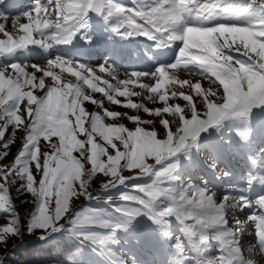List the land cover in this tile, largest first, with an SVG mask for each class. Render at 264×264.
Masks as SVG:
<instances>
[{"label":"rangeland","instance_id":"1","mask_svg":"<svg viewBox=\"0 0 264 264\" xmlns=\"http://www.w3.org/2000/svg\"><path fill=\"white\" fill-rule=\"evenodd\" d=\"M38 2L44 3L46 6L49 4V0H38ZM111 3L113 4L112 0ZM119 4L122 5L123 2L120 1ZM3 7L1 3L0 8ZM105 9L108 10L107 5ZM13 13H16V11ZM3 16L8 17L7 21L0 19V23L5 24V31L12 35L14 39L24 35L23 32L19 31L18 26H12L14 15L6 14ZM52 16H55L54 10ZM98 18L84 16L75 34H86V30H89V34L92 36L91 27L89 26L96 23L97 31L94 30L93 35L100 36L98 31L106 30L111 25V18H108L109 21L102 22ZM235 18L240 19L236 15ZM117 19L120 21L119 17ZM236 21L240 22V20ZM20 23H29V20L25 17L20 19ZM114 24L115 27L118 25L117 20L114 21ZM90 35H83L78 40L81 41L83 37L89 38ZM33 38L39 39L40 37L37 33H33ZM7 39L8 37L0 32V40ZM73 40L72 37L71 41ZM78 40L76 46L81 43ZM152 40L157 41V36ZM253 43L256 49L264 52V45L261 41L255 40ZM63 44L64 42H53L52 46L49 47L50 49L46 48L44 52L38 50L34 53L43 58H48V55H50L51 60L59 57L73 64L84 65L93 70L96 69V74L101 77V81L98 82L99 87H107L103 83L104 80H107L110 84H116L117 80L129 79L131 73H133L121 69L114 62L115 59L111 58L112 54L110 57L100 59L92 65L83 60L86 58L84 52H81L82 56L77 59L75 55L69 54L65 47L63 48ZM109 46L115 48V54L117 51L115 44L103 45V50ZM43 48L41 47V49ZM23 50L24 48L17 49L11 55H1L3 59L0 56V73H3V75H0V90H6L5 81L9 77L15 79L18 74L11 67L5 66L13 63L25 66L23 65L25 62L14 55V53H20ZM50 50L51 54H49ZM28 53L30 55L32 52L28 51ZM253 54L255 55V53ZM2 60L5 64L2 63ZM47 62L41 58H36L33 63L25 68L28 75L21 78L18 87L11 89L19 99L11 120L0 116V125H8L5 131L0 128V145L11 138L10 146L0 147V170L13 168V162L17 160L16 155L25 145V137L29 134L32 125L28 110L34 114L38 107L37 101L48 94L50 90L56 92L57 95H60L63 91L59 81L54 83L50 76H45L43 84L40 83L43 70L48 67ZM135 62L137 64V61ZM32 65H37L41 71H37ZM68 66H64V71L56 67L52 71L61 77V83L69 81L77 83L76 78L66 71ZM100 66H110L114 69L117 73L116 79L109 77L107 72H99ZM191 68H193L191 65H187L169 70V76L174 77L175 82H169L160 89V92L168 95V106L179 105L182 108L184 115L180 116L179 120L177 116L171 114L165 113L163 116L155 114L156 110H162L165 107L164 103L159 100V93L153 94L140 87L142 84L155 86L156 80L151 76L157 73V69L151 74L143 72L142 74L145 73L144 77H131V79L136 80V84L130 83L127 88L130 92L139 93V95L118 96L114 93L119 101L112 103L103 93L93 92L88 89L87 85H83L86 94L92 99H78L71 106L68 126L72 129V132L68 136H62L58 130L51 129L48 130L46 135L42 133L28 142L29 144H32L33 141L35 143L30 157L31 163L26 167L27 174L30 177V187L27 189L22 187L24 181L18 174L8 176L7 191L10 205L14 209V215L20 223V234L15 237H6V244L0 243V262L2 264L13 262L14 264H24L26 259L21 263L15 262L14 255L16 249H19L25 242H46L61 236H64L70 245L67 256H64L58 262L42 264H169L178 260L179 264H201L204 261H211V264H227L221 254L215 251L210 253L207 249H202L204 244L201 246L191 243L189 240L193 241V238L195 240L202 239L203 235L201 233L206 232L209 228L215 229L213 222L209 224L208 228V220L206 219L212 217L213 214L202 213L201 210L206 207L215 208L217 207L216 202L219 201H221L222 206L227 205L226 199H228V207L224 212H228L233 208L237 209L235 200L238 199L240 194L234 193L238 184L233 181L232 176L236 173L235 171H238L239 176L237 175V178L241 177L242 182L246 183L245 181H249L246 176L254 175V173L249 171V168L252 167L248 165L247 159L242 157L243 153L237 154L236 150L240 148V145L244 149H246V145L248 147L252 145L256 153L258 145L262 141L264 142V104L253 106L247 110V114L227 117L219 125L211 126L202 131L195 141H190L180 152L169 154L164 148L166 142L168 147L174 146L170 143L169 138H176V130L181 127L180 120L185 117L195 118L196 112L203 114L206 111V101L218 105L223 103L225 93L222 92V88L220 89L218 82H214V78L208 73L197 69L195 71ZM199 78H206L210 82L201 81ZM29 80L32 81L31 84L28 83ZM185 82L200 84L201 88L190 87ZM120 87L123 91L125 86L121 85ZM205 90H207V95L203 100L201 96L205 95ZM173 91L177 93L175 97L171 95ZM179 93L186 95L185 99L187 101L183 100ZM149 96H153L152 99H149ZM29 97H31V100ZM129 101L134 104L130 107L124 106ZM136 104H143L149 108V113L144 112L143 109H138ZM173 110L177 112V115L180 114V109L170 107L169 111ZM96 113L102 117L107 116L103 120H96L97 128L100 130L111 128L112 138L114 139L118 135L131 137L139 133L154 140L162 149L163 159L161 163L156 164L155 154H146L138 159H134L130 155L121 156L115 163L111 159L107 161V156H104L101 157L105 161L102 167H98L93 171V166L86 157L89 155L92 143H105L99 132H93L91 140L88 135L89 132H92V114ZM127 116L134 119L129 120ZM76 117H79V119H76ZM200 118L203 119V115ZM163 119L169 121V126L163 127L161 124ZM145 121L149 122L145 123ZM85 141H89V145H85L87 149L84 148ZM201 142L204 143L203 148L206 150L204 152H199V146H196ZM115 143L121 152L126 151L124 146L120 145L118 139ZM105 146L109 154H115L111 146ZM4 152L6 154H3ZM245 153L247 156L250 155L249 151ZM58 161L72 165L74 169L73 179L59 183L52 179L55 169L59 166ZM76 161L80 163H76ZM149 166L155 167L147 173L144 168ZM112 168L116 169L115 173L112 172ZM205 169L210 172V175ZM205 173L208 176H204ZM205 177L206 179H204ZM212 177L214 183H217V188L212 186L215 185L212 184ZM121 178H124L125 181L120 184ZM42 180L47 182L45 189V196L48 201L46 215L54 216L56 214L57 200L61 202L63 208L56 221L57 228L63 227L56 232L49 230L46 239L39 238L40 230H36L37 233H29L27 230L36 202L40 198L38 193L40 192V181ZM153 183H157L160 188H173L177 191L182 189L204 190L207 196L211 197V200L204 199L199 207L178 203L177 206L181 209L178 219L175 215L167 218L159 216L160 210L173 206V201L167 197H157L151 201L149 207L140 205L139 200L125 201L121 199L122 194H137L135 191L137 186H147ZM103 185L111 187L105 188ZM240 187L241 192L243 190L245 192L247 188L251 191V186L248 184ZM213 192L219 199L216 200V197L212 195ZM6 204L5 195L0 194V207H4ZM8 218H10L9 212H0V225L6 223ZM104 221H107V223L105 224ZM227 227L231 229L229 224ZM223 228H226V225ZM248 238L254 240V233H250ZM173 264H178V262Z\"/></svg>","mask_w":264,"mask_h":264},{"label":"snow or ice","instance_id":"2","mask_svg":"<svg viewBox=\"0 0 264 264\" xmlns=\"http://www.w3.org/2000/svg\"><path fill=\"white\" fill-rule=\"evenodd\" d=\"M106 5L109 16L115 15L120 18L119 24L113 31L125 29V35L143 34L149 36V38H155V34H159L162 38L166 37L168 41L180 40L182 42L176 63L168 68L158 69L157 73L151 76V78L156 80L155 86L149 84L140 85V87L150 93H159V100L164 103L165 107L162 110H156L155 114L162 116L165 113L171 114L177 116L178 120L180 116L184 115L179 105L168 106L167 93L160 92V89L165 84L175 82L174 77L169 76V70L178 69L181 66L193 64L199 66L214 78V82H218L220 89L222 88V92L225 93L222 104L218 105L206 101V111L203 114L196 112L195 118L189 119L185 117L180 120L181 127L176 130V138H169L170 143L174 146L168 147L166 142L164 148L169 154L180 152L190 141H195L202 131L211 126L219 125L227 117L247 114V110L253 106L264 104V52L256 49L253 43L254 40H259L264 45V0H165L163 4L146 9L126 8L112 4L111 0H49L48 6H37L33 9L36 13L35 17L32 12L24 15L29 20V23H20L21 18L12 19V26H18L19 31L24 33L18 39H14L12 35L5 31V24L0 23V32L8 37L7 40H0V55L11 54L17 49L33 44L49 48L53 42H68L75 34V31L78 30L82 18L86 16L88 11L100 13ZM222 8L225 10L231 9L238 14L237 18L246 20V23L243 25L220 24L212 27L204 26V23ZM53 10L55 11L54 17L52 16ZM189 18L200 22L199 26H187L185 21ZM0 19L7 21L8 17L0 15ZM138 19L142 23H137ZM33 33H37L40 38L34 39ZM232 53H235V56ZM240 56H243L244 59H240ZM47 65V69L43 70L40 83L43 84L45 76H50L54 83L59 81L63 91L60 95H57L56 92L50 90L48 94L37 101L38 107L34 114L28 110L32 125L29 129V134L25 137V145L16 155L17 160L13 162L14 167L10 170H0V181H3L0 182V194H4L7 200L6 206L0 207V212L10 213V218H8L7 222L0 225V243L6 244V237H15L20 234V223L14 215L13 207L10 205L7 183L9 175L18 174L24 181L22 187L25 189L30 187V177L27 174L26 167L31 163L30 157L35 143L33 141L32 144H29L28 142L42 133L46 135L48 130L51 129L58 130L62 136H68L72 132V129L68 126L71 106L78 99H92L86 94L83 85H87L88 89L93 92L103 93L112 103L119 101L116 99V95H139V93L130 92L127 85L130 83L136 84V80L131 79V77L145 76V74L133 72L129 79L117 80L116 84H110L107 80H104L103 83L107 85L105 88L98 86L101 77L96 74V69L93 70L84 65L73 64L59 57L49 60ZM65 65H69L66 71L76 78L77 83H72L71 81L61 83V77L52 71L54 67L64 71ZM5 67H11L18 73L15 79L9 77L5 81L6 90H0V116L11 120L12 113L15 112L19 99L18 96L13 94L11 89L18 87L21 78L28 74L25 70L26 66L13 63ZM32 67L36 68L37 71H41L37 65H32ZM99 72H107V75L113 79L117 77V73L110 66H100ZM0 75H3V73H0ZM28 83L31 84L32 81L29 80ZM185 84L190 87L201 88V85L197 83L185 82ZM121 85L125 86L123 91L121 90ZM171 95L175 97L177 93L173 91ZM179 95L183 100L187 101L185 99L186 95L183 93H179ZM206 95L207 90H205V95L201 96L203 100H205ZM152 97L149 96V99H152ZM29 99L31 100V97ZM133 104L129 101L124 106L130 107ZM136 107L143 109L147 113L150 111L143 104H136ZM170 107L180 109V114L177 115L175 110L170 112ZM201 115H203V119L200 118ZM92 117V132L88 133L90 140L93 132H99L103 141H105L104 144L92 143L89 155L86 157V159L90 160L93 171L98 167H102L105 161L101 157L104 156H107V161L111 159L115 163L121 156L130 155V157L138 159L146 154H155L156 164L161 163L163 159L161 146L156 144L150 137L136 133L131 137L118 135L114 139L112 138L111 128L100 130L96 125L97 119L103 120L107 116L104 115L102 117L96 113L92 114ZM127 118L129 120L134 119L131 116H127ZM76 119H79V117H76ZM148 122L145 121V123ZM161 124L163 127L169 126V121L163 119ZM7 127V124L0 125V128L4 131ZM117 139L120 141V145H123L126 149L125 152H121L117 147L115 143ZM5 145H11V138L5 140L0 147L5 148ZM85 145H89V141L84 142V148ZM105 145L111 146L115 154H109ZM3 154H6V152ZM58 163L59 166L55 169L52 179L57 183L73 179L74 169L72 165L70 163L64 164L63 161H58ZM76 163L80 162L76 161ZM154 167H145L144 171L149 173ZM115 171L116 169L112 168V172L115 173ZM124 181L125 179L121 178L120 184L124 183ZM46 184V181H40V192L38 193L40 198L36 202L34 213L31 215L30 223L27 225L29 233L40 230V239H46L49 230L56 232L63 227H56L57 218L60 212L63 211L59 200L56 203V214L54 216L46 215L48 208V201L45 196ZM103 187L110 188L111 186L103 185ZM135 191L137 194L134 195L122 194L121 199L125 201L139 200L140 205L144 207L151 206V201L157 197H167L173 201V206L159 211V216L162 218L175 215L179 219L181 209L177 206L178 203L199 207L204 199L211 200V197L207 196L204 190L182 189L177 191L173 188H160L157 183L137 186ZM241 204L244 205L243 207L258 208L257 214L251 216L250 219L256 223L258 237L261 245L264 246V197L257 199L254 204L247 200L242 201ZM104 223L106 224L107 221H104Z\"/></svg>","mask_w":264,"mask_h":264},{"label":"trees","instance_id":"3","mask_svg":"<svg viewBox=\"0 0 264 264\" xmlns=\"http://www.w3.org/2000/svg\"><path fill=\"white\" fill-rule=\"evenodd\" d=\"M69 251L70 245L64 236L46 242L30 241L16 249L14 261L21 263L26 259V264L54 263L62 260Z\"/></svg>","mask_w":264,"mask_h":264},{"label":"bare ground","instance_id":"4","mask_svg":"<svg viewBox=\"0 0 264 264\" xmlns=\"http://www.w3.org/2000/svg\"><path fill=\"white\" fill-rule=\"evenodd\" d=\"M0 2L4 6L2 8L3 10L13 9V12L16 11V13L20 14L19 17H21L22 15H25L26 13H29V12H32V15L35 14L33 16H36V13L34 11H32L36 7L34 5V3H32V0H1ZM6 5H9L10 8H8ZM37 6H42V4L37 5ZM33 23H34V21H33ZM85 35H88V34H85ZM89 38H91V36H89ZM89 38L83 37L81 40V43L84 45H87V43L89 42ZM76 43H77V40L74 39V43L71 41L70 45L76 46ZM40 49H41V47L39 45L33 44V45H30V48L28 49V51L29 52H35V51H38ZM28 51H27V53H28ZM28 55H29V53H28ZM99 56L100 55L98 54V55H95L94 57H96V59H97V58H99Z\"/></svg>","mask_w":264,"mask_h":264}]
</instances>
